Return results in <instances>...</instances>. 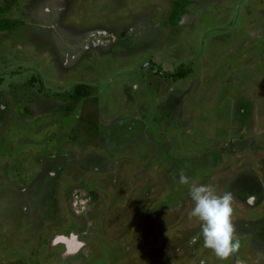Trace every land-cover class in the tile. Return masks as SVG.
Returning a JSON list of instances; mask_svg holds the SVG:
<instances>
[{"label":"rangeland","instance_id":"obj_1","mask_svg":"<svg viewBox=\"0 0 264 264\" xmlns=\"http://www.w3.org/2000/svg\"><path fill=\"white\" fill-rule=\"evenodd\" d=\"M173 2L0 0V264H264V0Z\"/></svg>","mask_w":264,"mask_h":264},{"label":"clouds","instance_id":"obj_2","mask_svg":"<svg viewBox=\"0 0 264 264\" xmlns=\"http://www.w3.org/2000/svg\"><path fill=\"white\" fill-rule=\"evenodd\" d=\"M179 183H189V178L183 170L180 171ZM189 196L194 206L188 215L200 221V232L193 236L189 243L195 244L202 238L203 246L212 250L221 260L236 253L241 245L231 220L232 192L224 191L218 194L210 185L192 184Z\"/></svg>","mask_w":264,"mask_h":264},{"label":"trees","instance_id":"obj_3","mask_svg":"<svg viewBox=\"0 0 264 264\" xmlns=\"http://www.w3.org/2000/svg\"><path fill=\"white\" fill-rule=\"evenodd\" d=\"M191 2V0H174L171 17L172 21L179 23L182 19V16L187 12V6ZM86 90L82 87L77 88L75 94L72 98H78L79 96H83L86 94Z\"/></svg>","mask_w":264,"mask_h":264},{"label":"bare ground","instance_id":"obj_4","mask_svg":"<svg viewBox=\"0 0 264 264\" xmlns=\"http://www.w3.org/2000/svg\"><path fill=\"white\" fill-rule=\"evenodd\" d=\"M68 245H69V247L71 248V249H73L74 248V245H77V243H76V240L73 238V239H71V240H68Z\"/></svg>","mask_w":264,"mask_h":264},{"label":"flooded vegetation","instance_id":"obj_5","mask_svg":"<svg viewBox=\"0 0 264 264\" xmlns=\"http://www.w3.org/2000/svg\"><path fill=\"white\" fill-rule=\"evenodd\" d=\"M142 127V124H140V127H139V129ZM141 129H143V128H141ZM81 192V191H80Z\"/></svg>","mask_w":264,"mask_h":264}]
</instances>
